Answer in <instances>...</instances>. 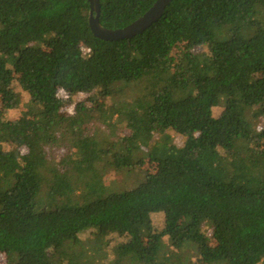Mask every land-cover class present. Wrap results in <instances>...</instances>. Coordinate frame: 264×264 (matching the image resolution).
Wrapping results in <instances>:
<instances>
[{
	"label": "trees",
	"instance_id": "obj_1",
	"mask_svg": "<svg viewBox=\"0 0 264 264\" xmlns=\"http://www.w3.org/2000/svg\"><path fill=\"white\" fill-rule=\"evenodd\" d=\"M155 1L99 0L100 25L123 29ZM88 13L0 0V255L264 264V130L246 115L264 114V0H173L118 42L94 38ZM228 188L246 198L213 193Z\"/></svg>",
	"mask_w": 264,
	"mask_h": 264
},
{
	"label": "rangeland",
	"instance_id": "obj_2",
	"mask_svg": "<svg viewBox=\"0 0 264 264\" xmlns=\"http://www.w3.org/2000/svg\"><path fill=\"white\" fill-rule=\"evenodd\" d=\"M184 50H185L184 46L177 47L173 53L174 58H176V59L181 58ZM95 103H96L95 99H92L90 102V104H92V105ZM21 108L23 109V105ZM26 108L27 107L25 105L24 109H26ZM63 112L64 113L65 112L70 113V108L63 110ZM8 115H9V118L11 120H15L18 117V111L17 112L16 111L10 112ZM246 115H247V121L250 123V128H251V131H250L251 134L250 135H252L253 137H255L256 135L257 136L260 135L262 133V131L264 130V114L260 113L259 109L256 108V109H252V110L248 111ZM253 145H254L255 149H262L263 148V145L261 143L260 144H253ZM249 148L251 149V146H249ZM155 158H156V152L154 151L150 156H148L145 159V165H146L147 169L151 172L156 171ZM130 177H132V175H130ZM223 191H227V192H230L232 194L238 195L241 198H246L245 192L242 190H239L237 188H228L226 190L215 189L213 191V193L215 195H219ZM156 216H157V219L156 218L153 219L152 224L154 226H157L160 228L162 225L163 216L161 214H157ZM20 217L26 218L27 215L24 213V214H21ZM207 225H209L211 227L210 222L209 223L207 222ZM204 242H205L204 244L206 247H210V248L214 247V242L212 241L210 236L207 235ZM170 249H171V247L167 246L165 251L168 253L170 251ZM180 253H181L180 260L179 261L173 260L170 264H188L194 259L193 255L186 254L187 251L185 253H183V250H181ZM33 261L34 260H32L31 258H25L19 264H34ZM0 264H9V260H8L7 256L0 255ZM200 264H203V263L201 262Z\"/></svg>",
	"mask_w": 264,
	"mask_h": 264
},
{
	"label": "water",
	"instance_id": "obj_3",
	"mask_svg": "<svg viewBox=\"0 0 264 264\" xmlns=\"http://www.w3.org/2000/svg\"><path fill=\"white\" fill-rule=\"evenodd\" d=\"M173 0H156L151 8L139 19L119 30H107L100 25V2L99 0H86L89 7L88 29L92 36L104 42H118L132 39L141 35L164 14L166 8Z\"/></svg>",
	"mask_w": 264,
	"mask_h": 264
}]
</instances>
